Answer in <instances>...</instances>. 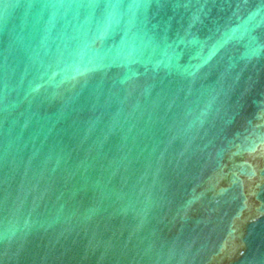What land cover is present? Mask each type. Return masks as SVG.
I'll return each mask as SVG.
<instances>
[{"label": "water", "instance_id": "95a60500", "mask_svg": "<svg viewBox=\"0 0 264 264\" xmlns=\"http://www.w3.org/2000/svg\"><path fill=\"white\" fill-rule=\"evenodd\" d=\"M0 264H264V0H0Z\"/></svg>", "mask_w": 264, "mask_h": 264}]
</instances>
